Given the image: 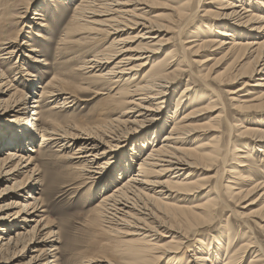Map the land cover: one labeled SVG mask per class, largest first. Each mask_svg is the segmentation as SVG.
I'll list each match as a JSON object with an SVG mask.
<instances>
[{
	"label": "bare ground",
	"instance_id": "obj_1",
	"mask_svg": "<svg viewBox=\"0 0 264 264\" xmlns=\"http://www.w3.org/2000/svg\"><path fill=\"white\" fill-rule=\"evenodd\" d=\"M149 1L152 2L154 0H82L81 4L74 10L76 16L72 17L69 26L66 28L65 34L69 36L65 35V38L60 40L59 47L61 50H65V48L69 50L73 46L76 47L79 43L87 44L86 48L80 52H82L83 56L87 54L91 55H87V60L85 59L82 62L81 71H85L84 74L94 84H103L101 91H107V93L98 92L99 95H107V99L112 100L114 103L115 109L118 106H122L120 117L127 118L122 122L138 127V129L133 128L130 130L133 131L135 129V132L128 134L125 131L115 132L113 136L109 137L110 142L105 143L101 138L100 128H97L94 132L85 131L73 124L57 122L53 117L55 115L58 117L62 113H54V111L61 110L60 112H62V109L74 107L77 104L76 101H83L80 94L84 89H80V94L66 90L72 82L68 83L70 78L58 72L43 87H39L41 92L35 93V95L39 94V97L33 99V104L28 108L26 106L28 95L21 94L9 81L4 83L5 74L0 69V119L6 117L1 120L4 121L10 115H13L10 116V119L15 117L8 123H5L6 125H0V150L6 147L12 148L7 152L6 159L0 160V163L2 162L4 169L9 168L8 165H14V168L5 171V180L6 177H8L9 181L16 180L18 177L24 175V173L28 176L29 172L31 175L29 176L27 189H31L33 192L37 187L43 186L44 183L41 178H34L35 175L39 176L40 172L38 165H36L37 158L31 154L32 152L38 154L41 149L51 146L59 148V156L69 160L74 167L73 169H77L84 179L89 182L91 181L92 184L104 183V190L112 186L122 176L127 175V179L111 193L104 195L96 207L101 229L92 234V239L95 240V246L103 250L105 254H95L94 256L79 255L80 258H76V261L71 258L75 264H120V260H112L107 256L119 251L118 246L111 244L114 241L109 238H114L118 235H122L124 238L132 237L134 240L129 242L143 245V250L134 247L130 256L127 257L128 260L133 261V264L145 263L147 260L143 258V255L146 252L160 254L158 255L161 258L160 260L164 259V255H166L167 264H184L186 259L188 260L185 264H220L221 248L223 246L222 240L224 237L213 240L211 244L206 243L210 244L211 247L202 250L200 254H194L190 258H187V253L192 251L189 250L188 243L190 240L187 237V232L177 230L171 236L163 235L162 238H159L160 240L158 238L153 240L152 238L159 234L155 233L154 236L151 235L153 229H151L152 225L149 222H159L156 218V212H158L157 214L164 215L159 209L162 208L163 202L170 198L168 192H173L168 188L172 183L162 182L160 177L168 174L174 175L173 178L180 177L184 172H188L198 165V160H192L184 155L185 149H182L181 146L188 144L187 141H190V138L198 133L196 127H192L187 123L200 115H207L209 117V121L201 125L202 128H206L207 131L214 134L211 135L208 143L200 144L197 147V149L204 148L206 149L205 151L199 153L197 156L196 150H192L190 151V155L200 161L206 162L207 165L210 163L221 165L219 177L220 179H225L224 181H227L228 178L226 176L230 173L227 170V164L230 157H233L232 160L237 161L233 162L238 163L234 167L247 170V173L250 174L246 176V174L236 173L238 178L235 179L250 182V185H254L249 190L241 191L243 188L238 189V194H242V199H247V195L250 192L264 190V182L255 183V177L251 178V175L256 170L264 173V125H258L261 129L253 128L239 132L241 140H247L243 147L245 150L248 149L247 152H244V150L235 152L236 150H233V148L236 145V141H232V139H229L227 144H224V133L220 132L219 129L223 125V121L221 120L224 118L223 114L226 113V110L221 103L223 96L218 91L219 87L215 81L216 77L211 79L208 75L202 74V72L193 71V64L196 63L193 61V57H197L201 50L217 46L213 51H224L227 46L225 55L239 60L244 58L247 52L249 54L255 46H258L257 48H262V50L261 52L258 51L252 60L255 67L250 77L254 73L256 76L262 75L264 69L258 71L257 68L261 62L262 55H264V40L259 41L260 43L244 44V41L241 42V39L248 40L251 37L257 40L264 37V13H262L264 0H216L212 7H215L214 5L220 6L219 9L221 10L219 11L221 12L216 15L206 12L202 16L198 14V11L199 5L204 0H197L196 5L194 0H181L182 3L179 7L177 20L178 25H182L181 30L188 25L195 24L197 17L206 18L214 15L213 17L219 19L218 22H222L217 24L214 21H207L205 29H207V26L209 28L205 31H202L203 29L201 28L204 25L202 23L198 24L197 32L193 33L189 38H186L188 35H185V37L179 39L178 44L174 48L165 52L162 61L155 64L152 73L141 76L140 82L136 83L139 72L148 65V62H153L158 53L170 44V41L164 42L159 40V36H155L157 31L156 23L149 17L151 14ZM34 3L33 0H0V30L8 29L12 26L13 22L18 21L17 23H20L21 20L26 21L27 15L32 10ZM254 4H257V7ZM36 9L35 17L29 19V21L31 20L30 23L32 24L33 22L39 28L51 29V24L48 23L46 16L42 13L43 11L40 7H36ZM255 11L261 13L258 15L254 13ZM11 19H13V22H11ZM212 19L214 20V18ZM219 27L222 30L225 29V31L220 32L216 30L220 29ZM77 28L81 30L88 28L90 33H86L85 37L75 40L73 39V35L78 32ZM213 28L216 29L213 30ZM102 32L106 34L108 39H113V42L106 48L110 53L97 52L98 46L95 41L99 33ZM212 34H215V37L209 36ZM40 37L43 38V36ZM190 38L191 40H189ZM204 38L208 39L205 41L198 40ZM11 39L7 38L0 44V51H7L5 54L0 55V68L3 67L2 64L4 63L9 64L14 54L20 53L23 50L20 45H16V41ZM43 40L45 39L43 38ZM136 43H139L138 46L133 47ZM24 45L27 48L32 46L30 43H23ZM31 53L34 55H26L25 57L31 59L35 67H52V64L44 56L37 57L39 53H42L39 48H33ZM209 61L211 60H206V62ZM22 69L26 70L23 76H29L32 79L38 78V75L31 73L25 68ZM240 70L242 71V69ZM240 70L235 75L234 80L239 76L241 77L240 79L248 77L247 71L240 72ZM5 73L7 74V72ZM187 75L190 78L188 79L187 86L183 89L180 98L175 99L176 106L171 117V130L163 136L161 142L156 143L157 137L165 131L170 123V116L168 120V109L166 106H168L170 98L174 95L172 88L179 83V80L183 76ZM24 83L20 84V86L23 85L26 89L32 87L30 80H25ZM220 83H222L221 85H227L229 82L224 81ZM258 85H261L263 89L255 100H264V83ZM194 87H199V90H196L197 92L199 91L198 93L203 92L202 95L195 94L196 97H199L197 101L204 99L210 93L209 101L203 108L199 107V109L193 110L188 115L183 116L187 103L197 102L196 100L191 101L192 97L189 96L195 91ZM13 88L15 90L14 93L7 98ZM115 91H117L116 94H113ZM18 95H20L18 100L12 99V97ZM158 100L160 101L154 104ZM47 101L52 104L55 103V106L42 112V109L45 108L43 104ZM232 101L235 102L236 100L232 99ZM242 103L244 102L235 104L231 110L239 111L245 109V104ZM125 105L127 107H124ZM220 105H222V108H219ZM219 110H221V113L214 115ZM30 111L32 112L30 113ZM135 113H137L136 116ZM29 114H32V125L28 127L26 124ZM42 116L44 117L43 119ZM122 122L119 125L110 122L109 124L114 129L120 127V125L122 126ZM212 122L217 123V125H212ZM227 123L230 128L233 127L232 123L228 121ZM136 135H143L144 137L138 140L139 144L135 143L129 151H126L130 138ZM38 139L39 146L28 148L27 151L30 154H26L24 152L26 151V143H33ZM150 145H152L150 151L137 162L138 166L133 171V160L138 158L141 153L146 152ZM100 147H103V149H100ZM122 151H126V153L118 161ZM33 165L34 167H32ZM112 166H116L113 169L116 172L114 173L115 175L109 178V174L106 173ZM1 171H3L2 167H0ZM230 177H233V175H230ZM186 180L187 178H183V181ZM208 180V178H202L200 181ZM174 184L189 187L186 189L187 192H190L189 196H194L198 193L199 187H197L196 183L174 182ZM47 188H49L48 184ZM158 188L160 189L159 192H157ZM164 188H167V191H163ZM221 189V183L217 181L211 190V193L215 194V197L207 198L202 208H195L197 211L191 214L194 217H203L206 220L213 221L221 209H228L229 205L226 203ZM228 189L231 190V188ZM31 191L26 196L24 186H21L18 181H15L11 187H5L0 191V198L11 197L9 205L0 210V256L17 258V256H23L24 253L30 252V250L34 252L38 250L36 248L38 244L36 234H38L37 231L41 223L46 221V218L38 222L31 231L27 230V222L30 221L28 217L22 218L19 222L17 219L21 215H32L35 210L44 207L42 198L33 197ZM233 191L235 192L237 189ZM13 192L16 194H11ZM151 192L156 194L155 197L154 195L150 196ZM245 193L246 195H244ZM263 197L264 194L262 195ZM19 200L27 204L22 205ZM255 203L252 202L250 205ZM14 208L21 209L16 215L8 213V215L3 216V211ZM10 217L12 218L8 219ZM183 220L182 223L187 226L185 223L188 221L187 216H184ZM252 223L254 222L244 221L242 223L243 227L250 234H252ZM44 229H47L46 225ZM12 231L17 233L11 235ZM229 233L230 231L228 230ZM51 235L52 232L49 233L45 241H49L52 237ZM102 239L106 240L104 244H102V241H104ZM167 239L170 240L168 241ZM159 242H162V244ZM197 242L200 241L197 239ZM248 245L247 248L246 245L245 247L243 246L244 249L253 247L252 243ZM48 246L47 249L40 252L36 260L39 261L40 259V261H43L42 264H62L59 263L57 256L51 254L56 249L51 248V245ZM243 247L230 252V245H228L224 253L226 257L224 264H242L243 256L238 254V252ZM160 249H164V252L160 253L158 251ZM184 250H186L185 253L183 252ZM209 250L212 251V254L208 253ZM68 252L70 253L71 251ZM182 252L184 253V257L181 260H177ZM260 252V256L256 258L257 260L250 261L249 264H255L260 259H264V253L261 250ZM139 253L142 256H139ZM49 255L51 256L48 257ZM115 256L118 257V255ZM152 258L154 259V257ZM32 260L35 261V258H32ZM160 260H156L154 264H159Z\"/></svg>",
	"mask_w": 264,
	"mask_h": 264
},
{
	"label": "rangeland",
	"instance_id": "obj_2",
	"mask_svg": "<svg viewBox=\"0 0 264 264\" xmlns=\"http://www.w3.org/2000/svg\"><path fill=\"white\" fill-rule=\"evenodd\" d=\"M33 1L35 3L32 10L27 15L26 21L21 20L20 23H17L18 21L13 22V19H11V22H13L12 26L8 29L5 28L0 30V44L5 39L12 38L11 40L16 41V45H20L23 49L22 52L14 54L9 64H2L3 67L0 69L4 71L5 74V79H3L4 83L6 81H9L11 85H13L20 91L21 94L28 95L26 106L29 108V106L33 104V99L39 97V94L35 95V93L41 92L40 88L43 87L48 81H50L53 75L60 72L70 78L68 80V83L72 82L71 85L66 88V90L73 91V93L75 94H80V89H84V91L80 94L83 101H76L77 104L74 105V107L70 109H62V112H60L61 110H55L54 113H62L61 115H58V117L56 115L53 117L55 121L62 124H73L74 126L76 125L77 128L85 131L94 132L97 128H100V135L105 143L110 142L109 137L113 136L115 132L125 131L127 132V134L130 132H135V129H138V127H134L135 125L122 122L123 120L127 119L120 117L122 106H118L115 109L114 103L112 102V100L110 101L107 99V95H99L98 92L107 93V91H101L103 84H94L91 79L84 74L85 71H81L80 68L82 66V62L85 59L87 60V55H91H85V51V56H83L82 52H80L86 48L87 44L79 43L76 45V47L73 46V48L69 50H67V48H65V50L59 49L60 40L62 38H65V35L69 36L68 34H65L66 28L69 26L72 17L76 16L74 10L79 4H81L82 0H63L64 2L61 0ZM214 2H216V0L202 1V3L199 5L198 14L202 16L206 12H211L216 15L217 13L221 12L219 11L221 10L219 9L220 6L214 5L215 7H212ZM181 3V0H154L152 2H148L149 6L151 7V14L149 17H151V19H153L156 23L157 31L155 36H159V40H162L164 42L170 41V44L167 45L168 47H164V50L158 53L153 62H148V65L143 68L141 72H139L136 83L140 82L141 76L150 75L152 73V69L155 67V64L162 61L165 52L174 48V46L178 44L179 39H182L183 37H185V35H188L186 36V38H189L191 35H193V33L197 32L198 24L202 23L204 25L201 27L203 29L202 31H205L209 28V26H207V29H205L207 21H214V23L217 24L222 22H218L219 19L213 17L214 15L206 18L197 17V19L195 20V24L188 25L183 30H181L180 28L182 27V25H178L177 23L179 16L178 12ZM194 3L196 5L197 0H194ZM254 6L257 7V4H254ZM36 7H40V9L43 11L42 13L46 16L48 23L51 24V29L39 28L36 24H33V22L32 24L30 23L31 20L29 21V19L35 17L34 14L37 11ZM254 13L259 15L261 12L255 11ZM262 13H264V8ZM212 18H214V20ZM219 28L220 29L213 28V30L216 29L220 32L225 31V29L222 30L221 27ZM77 30L78 32L73 35V39L75 40H79L80 38L85 37L86 33H90L88 28H86L85 30L77 28ZM40 36H43L46 41L43 40V38H41ZM209 36L215 37V34ZM208 38L198 40L205 41ZM235 39H237V37H235ZM189 40H191V38ZM263 40L264 37H261V39L257 40H254V38L250 37L248 40L242 38L241 42L244 41V44H254L260 43L259 41ZM95 42H97L98 46L97 52L110 53V51H107L106 48L113 42V39H108L104 32L99 33V36H97V40ZM23 43H30L32 46L30 48H27L25 47V45L23 46ZM138 44L139 43L134 44L133 47H137ZM216 47L217 46L211 47L206 50H201L197 57H193V61L196 62L195 64H193V71L202 72V74L208 75L211 79L216 77L215 81L219 87L218 91H220L223 96L221 103L224 106L223 108L226 110V113L223 114L224 118L221 120L223 121V125L219 129L220 132L224 133L223 142L224 144H227L228 140L232 139V141H236V145H234L233 148V150H236L235 152H240V150H244V152H247L248 149H243L244 144H246L245 141L247 140L242 141L239 132H243L246 129L253 128L261 129L258 125H264V100H255V98L260 95V92L263 89L261 85L258 84L264 83V73L260 76H256L254 73V75L250 77L255 67V64L254 62H252V60L256 56L255 54L258 51L261 52L262 48H257L258 46H255L249 54L248 52L245 54L244 58L235 60L232 56L225 55V53L227 52V46L225 47L226 49L224 51H213ZM33 48H39L42 53H39L37 57L44 56L52 64V67H35L33 61L25 57L26 55H34L33 53H31V50ZM6 52L7 51H0V55L5 54ZM206 60L211 61L206 62ZM263 60L264 55H262L261 62L260 64H258V71L264 69ZM22 68L29 70L35 75H38V78L32 79V77L23 76L26 70L24 71ZM240 69H242V71ZM239 70L240 72L247 71L248 77L240 79L241 77L239 76L236 78V80H234L235 75ZM5 72H7V74ZM188 79H190L188 75L183 76L179 80V83L176 84L174 88H172V92L174 95L172 97L170 96L171 98L169 97L170 101L168 106H166L168 109V120L170 116V123L166 127L165 131L157 137L156 143L161 142L163 136L170 132L172 127L171 117L176 106L175 99L180 98L183 89L187 86ZM25 80H30V82H32V87L30 89H26L23 85L20 86V84H25ZM224 81H227L229 83L227 85H221L222 83L220 82ZM196 90H199V87H196L195 91ZM14 91L15 90L13 88L7 98H9V96H11ZM195 91L189 95L190 97H192L191 101L199 100V97H196L195 94H203V92L198 93L199 91ZM116 92L117 91H115L113 94H116ZM209 96L210 93L205 96L204 99L197 101L196 103L188 102L186 108L183 111V116L188 115L193 110L199 109V107L203 108L209 101ZM19 98L20 95L12 97L13 100H18ZM232 99H235L236 101L233 102ZM159 101L160 100L156 101L154 104ZM241 102H244L242 104H245V109L239 111L231 110L235 104ZM222 105H220L219 108H222ZM43 106L45 108L42 109V112L48 108H53V106H55V103L52 104L47 101L43 104ZM124 107H127V105H125ZM31 112L32 111H30V113ZM219 113H221V110L216 112L214 115H218ZM136 114L137 113H135V116ZM10 116L8 117V119L4 120L5 122L1 120L6 117H2L0 119V125H6L5 123H8L15 118L12 117L13 119H10ZM43 118L44 117L42 116V119ZM31 119L32 114H29L27 116L28 122L26 126L29 127L32 125ZM206 121H209V117L207 115H200L194 119H191L187 124L191 125L192 127H196L198 129V133L193 135L190 138V141H187L188 144L181 146L182 149H185L184 155L192 160H198V165L190 169V171L184 172L183 175H180V177L173 178L174 175L171 174L163 175L162 177H160L162 182L172 183L168 188L173 192H168L170 198L166 199L163 202L164 204L162 205V208L159 209L160 212H162L166 216L157 214L158 212H156V218L159 222L155 223V221H149L152 225L151 229H153L151 235L154 236L155 233L159 234L157 236H154L152 239L156 240L158 238V240H160L159 238H162L163 235L171 236L172 234H175L177 230L187 232V237L190 240L188 243L190 247L189 250H192L190 253H187V258H190L192 255L200 254L202 253V250L210 248V244L213 240L224 237L222 240L223 246L221 248L222 255L220 264H224L225 262L226 257L224 256V253L226 252V247L228 245H230V252H234L243 246L245 247V245L247 248L249 246L248 244L252 243V248L244 249L243 247V249L238 252V254L243 256L242 264H249L250 261L257 260L256 258L260 256L261 253L260 250L264 253V197L262 198L264 190L250 192V194L247 195L248 198L246 197L247 199H242V194H238V189L243 188L241 189V191H245L246 189L249 190L254 185H250V182H243L235 179L238 178V175H236V173H240L242 175L246 174V176H249L250 174L247 173V170H241L242 168L239 167L235 168L234 166L238 163H234L237 161L232 160L233 157H230L227 164V170L230 172V175H233V177H230V175L228 174L226 176V178H228L227 181H224L225 179H220L219 177L221 165H216L214 163H210L209 165H207L206 162L200 161L199 159L190 155V151L192 150H196L197 156L199 155V153L205 151L206 149H197V147L200 144L203 145L208 143L211 135L214 134L213 132L207 131L206 128H202L201 125L205 124ZM227 121L229 123H232V128L228 126ZM109 122L116 123L118 125L122 122L123 124L122 126L120 125V127L113 129L111 128L112 126L109 124ZM211 124L217 125V123L215 122H212ZM133 128L135 129L133 131H130ZM142 137L144 136L136 135L130 138L129 144H127L126 151H129L135 143L139 144L140 142L138 140ZM38 141L39 139L36 140V142L30 144L26 143V151L24 152L26 154H30L27 149L35 146L38 147ZM151 146L152 145L149 146L146 152L141 153L138 158L133 160V171L138 166L137 162H139V160L150 151ZM9 149L12 148L6 147L0 150V160L3 161L6 159V154ZM58 149L59 148L55 146H51L45 149H41L38 154L32 152L31 155L37 158L36 165H38L40 172V175H35L34 178H41L44 183L43 186L37 187L33 192L31 191V189H27L29 184L28 180L31 173L28 172V176L26 173H24V175L18 177L16 180L9 181L8 177H6L5 180V171L11 170L12 168H14V165H8L9 168L4 169V167L2 166V162L0 163V167H2L3 169V171L0 172V191L5 187H11L15 183V181H18L20 182L21 186H24L26 196L29 194V191H31V195L33 197H41L44 202L43 208L35 210V212L29 216L21 215V217L17 218L18 222L21 221L22 218L28 217L30 221L27 222V230L31 231L38 222H40L43 218H46V221L41 223V226L37 231L38 234H36V239L38 241L36 247L38 249L37 252L30 250V252L24 253L23 256H17V258L0 256V264H42L43 261H40V259L39 261L36 260V257L39 256L41 251L47 249L49 247L48 245H51V248L56 249V251L51 254L57 256V259H59V263L62 264H75L74 261H76V258H80L79 255L94 256L95 254H105L103 250L95 246V240L92 239V234L95 231L101 229V224L99 223L96 207L101 202V198L104 195L111 193L117 186L121 185L127 179V175L122 176L121 179L116 181L112 186L108 187V189L104 190V183L92 184L91 181L89 182L84 179V177L81 176L80 172L77 169H73L74 167L69 160L61 158V156H59L60 152H58ZM100 149H103V147H100ZM126 151H122V154L119 156L118 161L120 160V158H122ZM32 167H34V165ZM115 167L116 166H112L106 173L109 174V178L115 175L114 173L116 172V170H113ZM253 177H255V183L264 182V173H261V171L259 170H256L254 174L251 175V178ZM183 178H187V180L183 181ZM202 178H208L209 180L200 181ZM217 181L221 183L223 197L226 203L229 205V208L221 209L219 213L216 214V217L213 221H210L208 219L206 220L203 217H194L191 213L197 211L195 210V208H202V205L205 203L207 198L215 197V194L211 193V190L215 186ZM174 182H187L188 184L196 183L198 185L197 187H199L198 193H196L194 196H189L190 192L186 191V189L189 187L176 185L174 184ZM47 184L49 185V188H47ZM228 188H231V190H229ZM234 189H237V191L234 192ZM159 191L160 189L158 188L157 192ZM163 191H167V188H164ZM232 192H234V194H232ZM11 194L16 193L13 192ZM153 195L155 197L156 194L154 192H151L150 196ZM244 195H246V193ZM10 202V196L9 198L1 197L0 210L6 208ZM19 202L22 205L27 204L26 202H23L21 200H19ZM252 202L256 203L250 205ZM20 209L14 208L3 211L2 213H4L3 216L8 215V213L16 215ZM184 216H187L188 218V221L185 222L187 226L182 223V221H184ZM12 217L8 219H11ZM244 221L254 222L251 226L252 234L248 233V230L243 227L242 223ZM45 225L47 229L43 230V228H45ZM228 230L230 231L229 234ZM51 232V239L49 241H45L49 236V233ZM16 233L17 232L12 231L11 235H15ZM253 237L255 239H251ZM109 238L110 240L114 241L111 244L118 246L119 251L114 254H108L107 256L112 260H120V264H133V261L128 260L127 257L130 256V253L132 252L134 247L143 250V245H138L136 242H129L134 240L132 239V237L124 238L122 235H118L114 238ZM197 239L200 242H197ZM167 240L169 241L170 239ZM105 242L106 240L102 241V244H104ZM159 243L162 244V242ZM206 243L210 244L208 245ZM211 250H209L208 253L212 254ZM68 251H71L72 253H69ZM158 251H160L161 253L164 252V249H160ZM185 251L186 250H184L183 252L185 253ZM183 252L179 255L177 260H181L184 257ZM115 255H118V257H116ZM138 255L142 256L140 253ZM158 255L160 254H152L150 252H146L143 255V258H145L147 261L143 264H154L156 260L161 259ZM50 256L51 255H49L48 257ZM152 257H154V259ZM32 258H35V261L32 260ZM71 258H73L74 261ZM166 260L167 257L166 255H164V259L160 260L159 264H167ZM187 260L188 259L184 261V264L187 262ZM255 264H264V259H260Z\"/></svg>",
	"mask_w": 264,
	"mask_h": 264
}]
</instances>
